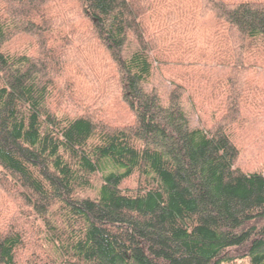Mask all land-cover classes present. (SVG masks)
I'll use <instances>...</instances> for the list:
<instances>
[{"label":"trees","instance_id":"trees-1","mask_svg":"<svg viewBox=\"0 0 264 264\" xmlns=\"http://www.w3.org/2000/svg\"><path fill=\"white\" fill-rule=\"evenodd\" d=\"M21 34L34 54L4 50ZM261 39L264 0H0V264H264V174L236 166L234 70L207 128L185 107L194 76L147 88L207 54L246 68Z\"/></svg>","mask_w":264,"mask_h":264},{"label":"rangeland","instance_id":"rangeland-1","mask_svg":"<svg viewBox=\"0 0 264 264\" xmlns=\"http://www.w3.org/2000/svg\"><path fill=\"white\" fill-rule=\"evenodd\" d=\"M259 1V0H254ZM204 25H211L216 30L214 22L203 21ZM131 51L136 49L132 44ZM252 50L246 52V68H222L225 62L231 58L228 54L218 62L213 55L207 54L201 58L210 61L208 66H197L194 68H156L153 78L148 84V89H155L161 95L167 96L172 91L175 82H183L180 78L192 75L195 84L192 88L198 90L197 98L187 94L189 99L185 100V107L190 113L193 127H211L219 117L217 105L222 104L226 98L228 86L226 78L234 70L237 84H232L231 103L239 105L241 114L236 123L231 124L230 133L233 136L239 150L240 156L236 166L246 173L259 172L264 174V39L255 43ZM9 54H34V41L28 34H21L12 38L4 47ZM204 55V52H202ZM203 62V61H202ZM192 88L190 90H192ZM191 95V96H190ZM215 99V102L214 99ZM194 99V100H193ZM111 110L112 115L123 125L130 124L132 118L119 102ZM215 107V112H214ZM225 105L219 110H224ZM221 114V111L219 112ZM234 113L231 110V116ZM236 115V111H235ZM108 167V166H107ZM111 168V166H109ZM106 172H100L93 178V185L83 191L82 197H96ZM124 188H136V178L127 181ZM7 216L6 212H3ZM228 264H249V260H239Z\"/></svg>","mask_w":264,"mask_h":264}]
</instances>
